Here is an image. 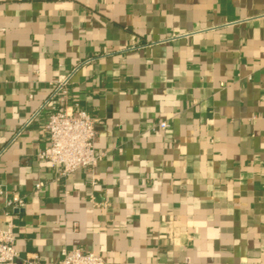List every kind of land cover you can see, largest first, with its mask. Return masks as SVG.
Wrapping results in <instances>:
<instances>
[{"label":"crops","instance_id":"obj_1","mask_svg":"<svg viewBox=\"0 0 264 264\" xmlns=\"http://www.w3.org/2000/svg\"><path fill=\"white\" fill-rule=\"evenodd\" d=\"M64 79L104 154L67 178ZM0 226L16 264H264V0H0Z\"/></svg>","mask_w":264,"mask_h":264},{"label":"built area","instance_id":"obj_2","mask_svg":"<svg viewBox=\"0 0 264 264\" xmlns=\"http://www.w3.org/2000/svg\"><path fill=\"white\" fill-rule=\"evenodd\" d=\"M67 80H61L52 87L59 96L60 106L45 124L49 133L50 144L40 154V159L53 167H60L62 178H67L80 170L94 171L104 158L96 150V121L85 111L74 109L68 101L65 89ZM162 130L170 128L162 122ZM14 208L21 207L19 198L11 201ZM15 235L11 229L0 226V264H16L19 252L15 246ZM25 264H42L37 257L28 258ZM61 264H109L103 257L80 249L64 252Z\"/></svg>","mask_w":264,"mask_h":264}]
</instances>
